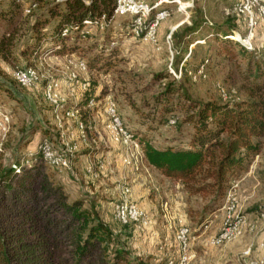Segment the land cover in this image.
I'll list each match as a JSON object with an SVG mask.
<instances>
[{"label":"rangeland","instance_id":"1","mask_svg":"<svg viewBox=\"0 0 264 264\" xmlns=\"http://www.w3.org/2000/svg\"><path fill=\"white\" fill-rule=\"evenodd\" d=\"M14 1L22 7L16 18L19 31L9 60L0 59V81L14 90L21 101L15 106V102L0 91V168L12 164L18 143L31 138L32 129L51 128L50 108L42 99L41 89L20 88L12 80L13 69L36 66L41 72H48L53 79L65 83L66 57L91 59L103 49L104 58H111V61L100 70L87 66V73L80 74L79 80L89 82L87 95L94 97L96 102L89 115L82 116V121L92 126L91 138L107 141V144L92 149L82 148L79 155L89 154L91 160L86 162L83 159L72 171H58L43 164L44 169L54 174V181L63 186L70 199H83L84 206L110 227L120 243L126 244L134 255L150 258L153 264L178 262L180 249L176 233L181 227L188 228L195 238L199 235L194 246L201 242L209 249L205 252L213 256L220 254L222 247H212L208 241L224 227L226 199L230 193L236 201L232 210L233 220H244L245 227L241 236L222 246L235 243L238 248L250 250L244 261H257L264 239L261 221L264 214V139L261 141V153L239 178L230 181L231 188L219 202H213L212 196L190 194L182 183L165 178L152 169L144 159L138 139L144 138L159 149L185 147L191 139L193 127L184 123V115L179 108V103L184 101H179L178 95L169 96L167 100L161 97L169 86L198 103H226L219 94V87L230 94L231 103L249 100L248 73L257 72L258 68L264 71V18L259 16L264 0H143L148 5L162 1L154 13L163 10L169 13L157 27V46L132 36L131 18L117 17L111 19L104 29L93 26L85 29L87 35L79 43L78 50L73 53L69 50L66 56L52 53L54 43H51L49 35L57 19H49L48 14L49 8L58 6L62 10L65 0H43L31 8L30 14L24 10L33 0ZM11 2L0 0V13L8 10ZM251 18L255 22L252 28ZM36 19L50 20L42 31L46 36L38 45H34L32 31ZM199 20H203V28L196 35L198 44L183 43L178 36ZM3 26L4 22L0 20V35ZM172 27L175 29L171 32ZM173 33L177 37L172 36ZM225 36H233V42L240 45L222 43ZM72 44L70 39L69 47ZM50 57L54 60L48 61ZM43 59L45 63H41ZM201 65H204L206 77L194 81L192 74ZM84 97L86 94L75 101L69 100V105L74 102L80 104ZM108 97L116 104L124 130L132 136L129 145L108 140L104 129L107 119L102 113ZM157 97H161V103ZM41 135L38 130L32 137L29 151L36 148ZM98 161L103 168L97 170V176L93 177L87 168L91 162ZM105 176L112 178L106 181L111 182L109 186L113 188L107 194L100 184ZM123 186L129 189L126 199L143 213L145 224L132 222L124 226L115 219L114 210L121 199ZM250 227H253L252 231ZM240 262L241 258L238 264ZM190 264L203 263L195 259Z\"/></svg>","mask_w":264,"mask_h":264},{"label":"trees","instance_id":"2","mask_svg":"<svg viewBox=\"0 0 264 264\" xmlns=\"http://www.w3.org/2000/svg\"><path fill=\"white\" fill-rule=\"evenodd\" d=\"M42 1H31L25 13L30 14L31 8ZM21 8L12 0L9 9L0 13V20L4 22L0 35L1 60L8 61L11 57L19 31L16 18ZM113 8L114 0H91L88 5L82 0H65L62 10L58 6L49 8V19H57L49 35L54 43L52 53L66 56L69 50L77 51L87 35L83 30L84 21L102 14L110 18ZM49 21L36 19L32 24L34 45L46 36L42 31ZM202 21L183 30L178 36L183 43L197 42ZM64 28H70L67 36H61ZM232 37L225 36L221 42L240 45L233 42ZM70 39L73 44L69 47ZM214 39L218 41L217 37ZM103 53L100 49L93 58L81 59L89 68L100 70L111 61L104 58ZM247 80L249 100L233 103L229 100L198 103L183 92L179 94L180 90L167 87L161 97L167 100L169 96L178 95L179 101H184L179 103V108L184 123L192 125L193 135L181 148L159 149L144 138L138 139L146 163L165 178L182 183L188 193L212 196L213 202L222 201L231 188L230 181L239 178L261 153L264 139V71L258 68L257 72H249ZM41 87L38 88L42 94ZM0 91L15 102V106L21 101L14 90L1 81ZM89 92L90 89L79 107L93 100L94 97L87 95ZM161 97L156 98L158 103ZM89 112L90 109L82 110L80 119ZM38 130L42 132L41 137L55 134L52 117L51 128H34L31 136ZM32 137L18 143L10 166L0 168V264H153L150 258L136 256L126 244L120 243L110 227L84 206L83 199L69 198L63 186L54 181V174L44 169L45 163L37 149L28 150Z\"/></svg>","mask_w":264,"mask_h":264},{"label":"built area","instance_id":"3","mask_svg":"<svg viewBox=\"0 0 264 264\" xmlns=\"http://www.w3.org/2000/svg\"><path fill=\"white\" fill-rule=\"evenodd\" d=\"M86 5L90 4L91 0H82ZM179 1H176L178 3ZM162 1L155 5H148L143 0H114V8L112 16L109 18L106 14L95 17L92 20L84 21L83 30L88 27H97L104 29L107 27L111 19L117 17L131 18V34L134 38L139 39L141 42L157 46L156 30L159 22L163 21L169 16L168 11L163 10L155 12L156 8ZM179 9H181L179 7ZM154 13V14H153ZM259 16L264 18V8L260 6ZM252 18L250 20L251 28L254 26ZM72 29V28H71ZM73 29H76L75 27ZM70 28H64L61 36H67ZM41 63H45V60ZM65 83L53 79L48 72H41L36 66H28L25 68H18L12 72V79L16 84L25 90H34L42 85V96L44 102L49 106L52 122L54 124L55 134L44 136L41 138L37 145V152L41 156L44 163L54 169L72 171L77 162V156L81 149L98 148L107 141H97L90 137L92 126L88 123H83L79 115L82 110L93 109L96 102L89 100L85 107H79L76 102L69 105V100L79 99L83 97L90 89L88 81H80L79 75L86 74L88 69L82 59L66 57L65 58ZM204 65H201L197 72L192 74V79L196 81L197 78H205ZM219 94L224 101L230 99L224 88L219 87ZM102 113L107 121L104 129L108 134L109 141L120 142L124 145L132 143V136L128 134L121 123L117 113L116 104L108 97L105 99ZM72 123L73 125H71ZM171 123H174L171 122ZM92 145V147H90ZM137 147V144H133ZM103 164L99 161L97 163L91 162L87 171L97 176V170H101ZM129 189L126 186L121 187V199L115 206L114 216L117 222L122 225L130 224L132 222H144V215L135 205L128 202ZM236 204L235 199L229 193L226 199V220L222 230L212 238L208 243L211 246H222L243 234L245 221L241 219H234L232 210ZM262 225L264 226V214L261 215ZM145 224V222H144ZM253 227L249 230L252 231ZM176 239L179 244L180 257L175 264H190L196 259V254L192 250V245L195 236H192L190 230L186 227H181L176 233ZM261 256L257 261H244L250 254L247 249L241 256L240 264H264V239L260 244ZM168 264H174L169 262Z\"/></svg>","mask_w":264,"mask_h":264},{"label":"crops","instance_id":"4","mask_svg":"<svg viewBox=\"0 0 264 264\" xmlns=\"http://www.w3.org/2000/svg\"><path fill=\"white\" fill-rule=\"evenodd\" d=\"M173 29H175V27L171 28V32L173 31ZM53 58L54 57H50L48 61H53L54 60ZM41 138H40V140H41ZM36 148H37V146H36ZM83 159H85V161L87 162L88 159L91 160V155L88 154L85 156V153H84L83 157L79 155L77 157L75 169L78 167L77 165L80 164V162ZM140 178H141V180H144V179H142V176H140ZM111 180H112V178L109 179V178H107V176H105V179L100 182V184L103 185V192H106V194H107V192L113 191L112 186H109V185H111V182L110 183L106 182V181H111ZM71 199H74V198H71ZM198 236H196L195 239H197ZM194 244H195V242L193 243L192 246H194ZM194 247H196V248H194L195 254L197 255L196 261L201 262L203 264H213V263H215V264H218V263H220V264H238V260L241 258L243 252L246 251V249L244 250V248H238V246H236L235 243H229L225 246H221L222 250H221L220 254L213 256V255H210L208 252L204 251V250H209V249H206L205 247H203V244L201 242H198L197 246H194Z\"/></svg>","mask_w":264,"mask_h":264}]
</instances>
